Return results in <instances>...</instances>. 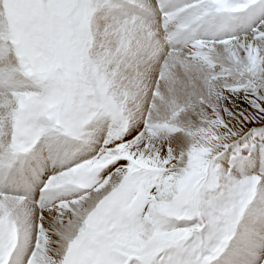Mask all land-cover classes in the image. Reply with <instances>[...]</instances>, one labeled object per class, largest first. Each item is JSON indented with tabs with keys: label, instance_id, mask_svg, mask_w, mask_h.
Masks as SVG:
<instances>
[{
	"label": "snow or ice",
	"instance_id": "snow-or-ice-1",
	"mask_svg": "<svg viewBox=\"0 0 264 264\" xmlns=\"http://www.w3.org/2000/svg\"><path fill=\"white\" fill-rule=\"evenodd\" d=\"M0 264H264V0H0Z\"/></svg>",
	"mask_w": 264,
	"mask_h": 264
}]
</instances>
